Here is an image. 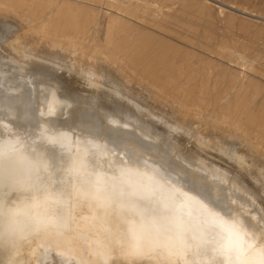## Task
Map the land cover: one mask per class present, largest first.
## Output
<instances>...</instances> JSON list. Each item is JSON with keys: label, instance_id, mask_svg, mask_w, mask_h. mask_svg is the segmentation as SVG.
Returning <instances> with one entry per match:
<instances>
[{"label": "water", "instance_id": "obj_1", "mask_svg": "<svg viewBox=\"0 0 264 264\" xmlns=\"http://www.w3.org/2000/svg\"><path fill=\"white\" fill-rule=\"evenodd\" d=\"M0 264H264V215L95 104L0 74Z\"/></svg>", "mask_w": 264, "mask_h": 264}, {"label": "rangeland", "instance_id": "obj_2", "mask_svg": "<svg viewBox=\"0 0 264 264\" xmlns=\"http://www.w3.org/2000/svg\"><path fill=\"white\" fill-rule=\"evenodd\" d=\"M17 1L20 2V5L25 6L24 8L25 10H23V12L20 11L19 13V11L18 12L16 11V6H18L19 4V3L17 4ZM26 1L16 0L15 1L16 3L15 2L13 3L14 6L7 5L6 7V4H4V6L0 5V9L8 10V12L4 10L6 11L8 15L6 14L5 16V15L0 14V23H1L0 25H2L3 21L7 20V21H10L12 23V26L14 27V28L9 29L8 31L5 28H3L2 30V26H0L1 27L0 28V50H4L6 48L8 44V40H7L8 36L10 37L13 35H18L19 34L18 32H22L23 30H26V31L29 30L28 32L30 31L31 32H34V31L43 32L46 34L47 39L49 41H52V42L54 41L55 43L57 42L58 44L62 43L64 45H68L69 43H71V36L72 38L79 37L76 39H79L78 41L84 46V50H86L87 52L91 54L106 53L109 56L114 55L113 57L112 56L111 57L114 60V63L117 65V68H121V70L123 68L124 72L126 71L125 74L128 77L131 75L129 78L132 77L131 80L134 83H136L138 87L142 88L143 91L145 88V92L153 93V94L157 93L156 95H158L159 93L160 96L161 94L163 96L166 93L170 94L169 98L171 97L170 98L171 101L175 100V102H177V103H175L174 101L172 102L176 111H178L179 109V107L177 106L178 101H182V102L185 101L187 104L191 103L193 105L192 106L190 104L192 107L195 106V108L198 109L200 113L203 112V109L205 110L207 109L206 110L207 114L204 112L206 115L202 113L199 116L201 118L204 115L205 116L203 117L204 119L208 117L216 118L218 116L220 117H224V116L230 117L231 116L232 117L233 116L232 114H234L233 118L237 117L235 119L244 118L243 116H245V118L248 119V116H250L251 114L253 116L254 113H255L254 117H256V120L258 122L259 121L261 122V119H264L263 117L264 116L263 115L264 114V109H263L264 103H262L264 102V72H263L264 71V0H123V1L122 0H34V2L33 0L32 1L26 0ZM11 7H14L15 9ZM143 8L146 10H144ZM69 10H71L72 12H70ZM69 13L71 14L73 13L72 15L76 16L75 20H74V16L73 17L72 15L68 16ZM77 14H79L78 18H77ZM68 18L71 19L70 23L72 25L74 24V21L76 22V20L79 19V21L77 22L78 24L80 23L79 24L80 26L75 24V27H74L73 25L74 29L78 30V32L73 29V27L69 23ZM67 19H68V24L67 22H65V20ZM64 24H66V26ZM69 24L71 26V29H69L70 28ZM76 25H77V28H76ZM66 27H67V30H65ZM61 28L63 32L65 33L61 32L62 31ZM79 28L80 29L82 28V29L79 31ZM54 29H57V32ZM69 30L71 33H73V35L71 34H70L71 36L69 35L70 33ZM118 42L119 43L121 42L122 44H119ZM117 45L118 46L121 45V46L118 47ZM210 46H211V49H209ZM3 47L4 49H2ZM122 47L124 49H122ZM107 48H108V52L104 51V50H107ZM125 49L126 51L128 50L129 52L128 51L126 52ZM184 49L185 51H187L185 52L187 53L186 58H188L192 54L187 59L188 65L185 64V62H183L185 65L180 64L181 56H179V54L180 52H182L181 54H183ZM15 50L16 48L14 50L12 49L11 50L12 52L9 51L7 53L8 54L7 57L17 62L20 61L19 58H21V55H22V57H25V60L27 61L29 60L26 58L28 57L31 58L32 56V58H37L39 60L44 58L43 60H46V62L52 61L51 63L53 64H54V61L55 63H58L61 61L64 63L63 60L59 61L60 59H57V58L56 59L58 61L54 60V57H51L48 54L47 55L46 54H42V55L33 54V53H30L28 50L24 52V49L21 50L23 51L22 53L21 51L16 50L17 51L16 52ZM131 50H133V52ZM176 50H178V52H176ZM206 50L207 51L214 50L215 53L213 51H211L210 53V51L207 52ZM189 51L190 52L192 51V52L189 53ZM130 53H131L130 56L132 57H129ZM133 53H135L136 55ZM139 53H142V56ZM172 53L173 55L170 56V54ZM175 53H176V57H175ZM193 53L197 55L194 54L193 56ZM203 53L207 55L208 58L204 56ZM198 54H199V57H198ZM43 55L45 57H43ZM146 56H147V59H146ZM173 56L175 58L172 59ZM14 57H16V60L14 59ZM167 57H169V59ZM201 57L203 59L204 57L205 59L207 58L208 62L210 63L206 62L205 59L202 62L203 59H201ZM130 58H132L133 60ZM160 58H162L161 61H159ZM195 58L198 59V61L195 60ZM239 58L241 60V63H240ZM137 59H139V61H137ZM163 60L165 61L163 62ZM171 60L173 61L172 63L170 62ZM199 60H201L202 65L200 64ZM144 61H145L144 63L145 66L141 64ZM23 62L25 63V61ZM23 62L21 61V63ZM169 62L171 64H169ZM212 63L213 65H211L210 67V64ZM135 64H138V65H135ZM165 64L166 65L169 64V66L166 69H165L166 67ZM195 64L196 65L199 64L198 68ZM214 64L217 67H215ZM70 66L72 69L73 68L74 69L76 68V70L78 69L77 67H74V65L73 66L70 65ZM135 66H138V67H135ZM151 66H152V70H151ZM187 66L190 67V68L188 67V70H186ZM193 66L194 68L195 67L196 68L194 69ZM171 67H173L174 69ZM139 68L142 71L139 70ZM143 68L145 69L143 70ZM123 70L121 71L122 73H124ZM146 70L152 71L155 75L163 76L164 79L163 81H161V86L164 88L162 87H161L162 89L157 88L153 86V84L150 83L145 78H141L142 76L140 72H145ZM192 70H194L195 72ZM200 70H201V73L203 72V74H201V76L203 75L201 78H203L202 80L204 81H202L201 78L199 77ZM164 72L166 73L165 75H164ZM188 72H190L189 75H187ZM74 73H76V71H74ZM197 75L199 76L197 77ZM213 76H216V78L214 77L215 80L213 79ZM233 76H235L236 78H234ZM133 77H135L134 80H133ZM218 77H221V78H218ZM226 77L228 78V80L226 79ZM135 79L140 82H136ZM143 79L146 80V82H144ZM196 79L202 81V83H200V81ZM247 79L249 80L248 82H247ZM255 79H256L257 85L255 84ZM216 80H218V82ZM222 83H225V84L222 85ZM226 83L227 84L229 83L228 86ZM178 84H179V87H178ZM140 85H143L146 87H143ZM224 85L226 87H224ZM170 87H172V89ZM217 87L219 89H217ZM220 87L222 88V90ZM192 88L194 90H191ZM187 89H190V90H187ZM201 89L202 90L204 89L206 93L204 90L202 91ZM241 89L244 90V92L240 91ZM200 90L204 93H202ZM188 91H190L188 95H190L191 97L189 96L187 98L186 96L188 95L186 94ZM213 91L218 92V94ZM219 91H221V95ZM196 92L198 94V97H197ZM212 92L215 93L214 95L216 96H214L213 94L210 95V93ZM201 94H203V96ZM199 95L202 96V98H200ZM173 96L175 99L173 98ZM192 97L193 98L195 97L196 99L197 98L198 99L196 100L194 98L195 99L194 100ZM240 97L244 99V101H240L242 100ZM190 98L193 100H191ZM202 99L207 100L209 102V103L207 102L208 105H205L207 103L203 101ZM235 100L236 102L233 103ZM193 101L194 103L198 101V103H195L197 104V106L193 103ZM245 101L246 103L244 105L243 103ZM199 104L202 106L199 107ZM240 104H241V107L238 106ZM232 105H234V107H231ZM245 107L249 108V110ZM224 109H227V110L225 111ZM234 110L237 111L240 116L237 114V112L235 113ZM240 112H242V114ZM210 113L214 115V117ZM216 113L218 114V116ZM256 114L258 116H255ZM259 114L260 115L262 114L263 118L262 117L259 118L260 116ZM245 118L244 120H246ZM185 129L183 128L184 131L183 130L182 131L184 133L183 132L182 133L183 134L186 133L184 136L187 135L189 137L188 132H185L186 131ZM262 147L264 148V146ZM261 172H263L262 174H264V170H262ZM260 177L261 176H257L258 181L257 183L253 182L254 183L253 186L254 188H257L259 186L258 188L261 191V188L264 186L263 184L264 181L262 182V179ZM263 191H264V187L262 188V192Z\"/></svg>", "mask_w": 264, "mask_h": 264}, {"label": "bare ground", "instance_id": "obj_3", "mask_svg": "<svg viewBox=\"0 0 264 264\" xmlns=\"http://www.w3.org/2000/svg\"><path fill=\"white\" fill-rule=\"evenodd\" d=\"M15 1L16 0H0V5L4 6V4H6V7H7V5L14 6L13 3ZM30 1H32V0H30ZM26 2H28V1H26ZM33 2H34V0H33ZM17 4H18V6H16V11L17 12L19 11V13H20V11L23 12V10H25L24 9L25 6L20 5V2H18V1H17ZM32 5H33V3H32ZM11 8H14V7H11ZM4 10H6V9H4ZM4 10L0 9V14L6 16V14H7L6 11L8 12V10H6V11H4ZM35 10H37V9H35ZM74 10H76V9H74ZM144 10H146V9H144ZM27 11H26V13H27ZM29 11H30V9H29ZM31 11H32V9H31ZM69 11L72 12L71 10H69ZM69 14H68V16H71L73 13L72 14L69 13ZM78 15L79 14H77V18H78ZM27 16H28V14H27ZM30 16H31V14H30ZM66 16H67V14H66ZM73 16L74 15H72V17ZM75 18H76V16H74V20H75ZM68 19L65 20V22H67V24H68ZM70 20L71 19H69V23H70ZM72 21H73V19H72ZM77 21H79V19H77L76 22L74 21V24H73L74 27H75V24L80 26L79 25L80 23L78 24ZM70 24H69V26H70ZM64 25L66 26V24H64ZM73 25L71 24L72 27H73ZM77 25H76V28H77ZM0 26H2V30H3V28H5L8 31H9V29L14 28L12 26V23L10 21H7V20L3 21L2 25H0ZM69 26H67V27H69ZM71 26L69 29H71ZM67 27L65 28V30H67ZM74 27H73V29H74ZM57 29H54V30H56V32H57ZM81 29L79 28V31ZM61 30H62V28H61ZM74 30H76V29H74ZM28 31L23 30L22 32H18L19 33L18 35H13V36L7 37L8 38L7 39L8 44L6 43L7 44L6 48L4 49V47H3L2 49H4V50H0V74L7 75V76H10V77L22 80V81H26V82L38 85V86H42V87H45V88H48V89H51V90H54L57 92H61V93H64V94H67V95H70V96H73L76 98H80V99H83V100H86V101H89V102L95 104L96 106L104 109L105 111H107V112L113 114L114 116L122 119L123 121L131 124L132 126L142 130L143 132H145V133L151 135L152 137L160 140L161 142L169 145L170 147L180 151L181 153L189 156L190 158L198 161L199 163L207 166L208 168L216 171L217 173H219V174L227 177L228 179L236 182L237 184L243 186L244 189L249 194V196L254 201V203L257 205V207L260 209V211L264 215V191L262 192V188L264 186L262 185L263 187L262 186H261L262 188L260 187L261 191L258 188L259 186L257 188H254V186H253V184L257 183V181H258L257 176H261L260 178L262 179V182L264 181V179H263L264 174H262L263 172H261L262 170H264V148L262 147V146H264V119H261V122L260 121L258 122L256 120V117H254L255 113L253 114V116H252V114L251 115L249 114L250 116H248V119H246L245 116H243L246 120H244V118L235 119L237 117L233 118L234 114H232L233 115L232 117L231 116L230 117H228V116L220 117V116H218L217 113L216 114L218 117H216V118L208 117V118L204 119L203 117H205V116L203 115V117H201L203 119H201L199 117L200 114H202L204 112L206 113L207 109L206 110L203 109V112L200 113V111L198 109H196L195 106L192 107L193 105L191 103L187 104L185 101H183V102L178 101L177 106L179 107V109L176 107L178 109V111H176L174 108V105L172 104V102L173 101L175 102V100L171 101V99H170L171 97L169 98L170 94L166 93L164 96L162 94L160 96L159 93H158V95H156L157 93L153 94V93L145 92V88L143 91L142 88L138 87L136 85V83H134L131 80L132 77L129 78L131 76L130 74H129L130 76L128 77L125 74L126 71L124 72L123 68H122V70L124 73L121 72L122 71L121 68H117V65L114 63V60L112 59V57L114 55H111L112 56L111 57L106 53H104V54H96V53L91 54V53L87 52L86 50H84V46L78 41L79 39H76L79 37L72 38L71 35H73V33H71L70 30H69L70 33L69 32L68 33H69V35L71 34L70 35L71 36V43H69L68 45H64L62 43L58 44L57 42L55 43L54 41L53 42L49 41L47 39L46 34L43 32H40L38 30H37L38 32H36V31L28 32ZM59 31H60V29H59ZM76 31L78 32V30H76ZM76 31H75V33H76ZM117 31H119V30H117ZM56 32H55V34H56ZM61 32H63V30ZM72 32H73V30H72ZM63 33H65V32H63ZM74 36H76V35H74ZM115 36H116V34H115ZM84 42H85V40H84ZM119 44H122V43L120 42ZM113 46H112V48H113ZM120 46L121 45H119L118 47H120ZM92 47H94V46H92ZM15 48L18 51H21L24 49V52L28 50L30 53H33V54H41V55L42 54H46V55L48 54L51 57H54V60L60 59L59 61L63 60L64 63L62 61L55 63V61H54V64H53V63H51L52 61L46 62V60H43L44 58L39 60L37 58H32V56H31V58L27 56L28 58H26V59L29 60V61H27V60H25V57H22V55H21V58L18 57L20 59V61L17 62V61L10 59L9 57H7V55H8L7 53L9 51H11L12 49L14 50ZM122 49H124V48L122 47ZM209 49H211V46ZM88 50H90V49H88ZM104 51L108 52V48H107V50H104ZM125 51H126V49H125ZM131 51L133 52V50H131ZM209 51L210 50H208L207 52H209ZM211 51L214 52V50H211ZM211 51H210V53H211ZM21 52L23 53V51H21ZM176 52H178V50H176ZM185 52H187V51H185V49H184L183 54H181L182 52H180L181 55L179 54V56H181L180 57L181 58L180 64H183V65L187 64L188 65L187 59L192 54L188 58H186L187 53H185ZM191 52L189 51V53H191ZM221 52H222V50H221ZM200 53H202V52H200ZM133 54H135V53H133ZM139 54H141V56H142V53H139ZM194 54L195 53H193V56H194ZM41 55H39V56H41ZM130 55H131V53L129 54V57H132ZM172 55H173V53L170 54V56H172ZM195 55H197V54H195ZM79 56H80V58H79ZM147 56H146V59H147ZM204 56L207 57V55H205V54H204ZM43 57H45V56L43 55ZM169 57H167V58L169 59ZM175 57H176V53H175ZM175 57L173 56L172 59ZM198 57H199V54H198ZM14 59L16 60V57H14ZM130 59H132V58H130ZM161 59L162 58H160L159 61H161ZM201 59H203V58L201 57ZM204 59H205V57H204ZM204 59L202 60V62L204 61ZM206 59H205V61L208 62V59L207 60ZM235 59H236V57H235ZM195 60L198 61V59H196V58H195ZM239 60H240V58H239ZM21 61L22 62L25 61V63L24 62L21 63ZM137 61H139V59H137ZM145 61L142 62L141 64L144 65ZM164 61L165 60H163V62ZM199 61L201 64V60H199ZM170 62L172 63L173 61L171 60ZM170 62H169V64H171ZM183 62H185V64ZM121 63H122V61H121ZM208 63H210V62H208ZM234 63H236V62H234ZM240 63H241V60H240ZM169 64L168 65L165 64L166 65L165 69L169 66ZM204 64H206V63H204ZM70 65H72V66L74 65V67H77L78 69L77 70H76V68L72 69ZM135 65H138V64H135ZM211 65H213V63L210 64V67H211ZM159 66H160V64H159ZM189 66H190V64H189ZM189 66H187V69L185 67V69L188 70ZM196 66L198 68L199 64ZM66 67H68V68H66ZM135 67H138V66H135ZM215 67H217V66L215 65ZM171 68H173V67H171ZM171 68H169V69H171ZM193 68H194V66H193ZM144 69L145 68H143V70ZM139 70H141V69L139 68ZM151 70H152V66H151ZM74 71H76V73H74ZM192 71H194V70H192ZM192 71H191V73H192ZM197 71H199V70H197ZM225 71H227V70H225ZM194 72H193V74H194ZM189 73L190 72H188L187 75H189ZM222 73H224V72H222ZM140 74L142 76L141 78H145L150 83H152L153 86L160 88V89L164 88L161 86V81H163V79H164L163 76L155 75L152 71H148V70H146L145 72H140ZM165 74L166 73L164 72V75ZM171 74H173V73H171ZM174 74H175V72H174ZM184 74H185V72H184ZM199 74H200V76L197 75V77L199 76L201 78L203 76V75L201 76V74H203V72L201 73V70H200ZM204 74H205V72H204ZM216 76H213V79H214V77L216 78ZM221 77H222V75H221ZM221 77H218V78H221ZM233 77L236 78L235 76H233ZM134 78L135 77H133V80H134ZM202 79L203 78H201V80ZM226 79L228 80L227 77H226ZM226 79H224V80H226ZM248 79H247V82L249 81ZM146 80H144V82H146ZM196 80H198V79H196ZM135 81L140 82L136 79H135ZM198 81H200V80H198ZM202 81H204V80H202ZM202 81H200V83H202ZM216 81L218 82V80H216ZM200 83H199V85H200ZM141 84H143V83H141ZM223 84H225V83H222V85ZM228 84H227V86H228ZM255 84H256V79H255ZM144 85H145V83H144ZM214 85H216V84H214ZM219 85H221V84H219ZM140 86H143V85H140ZM250 86H252V85H250ZM258 86H259V84H258ZM143 87H146V86H143ZM172 87H174V86H172ZM172 87H170V88L172 89ZM178 87H179V84H178ZM189 87H191V86H189ZM209 87H208V89H209ZM224 87H226V86L224 85ZM160 89H159V91H160ZM175 89H177V88H175ZM217 89H219V88L217 87ZM242 89H244V88H242ZM242 89L240 91L244 92V90H242ZM184 90H186V89H184ZM187 90H190V89H187ZM191 90H194V89L192 88ZM221 90H222V88H221ZM154 92H156V91H154ZM189 92L190 91H188L186 95H188ZM213 92L218 94V92H216V91H213ZM213 92L210 93V95H212V94L214 95L215 93H213ZM219 92L221 95V91H219ZM192 93H194V92H192ZM192 93H190V94H192ZM202 93H204V92H202ZM205 93H206V91H205ZM254 93H255V91H254ZM196 94H197V92H196ZM207 94H208V92H207ZM201 95L203 96V94H201ZM249 95H250V93H249ZM171 96H172V94H171ZM189 96L190 95H188L186 97L188 98ZM202 96H200V98H202ZM214 96H216V95H214ZM214 96H212V97H214ZM197 97H198V94H197ZM173 98H174V96H173ZM210 98H211V96H210ZM193 99H191V100H193ZM214 100H215V98H214ZM203 101H205L206 103L208 102L207 100H203ZM217 101H219V100H217ZM240 101H244V99H242ZM235 102H236V100L233 103H235ZM249 102H248V104H249ZM175 103H177V102H175ZM193 103H194V101H193ZM195 103H198V101ZM204 103H203V105H204ZM208 103L205 105H208ZM245 103H246V101L243 104L245 105ZM262 103H264V102H262ZM236 104H238V103H236ZM195 105L197 106V104H195ZM234 105H232L231 107H234ZM200 106H202V105L199 104V107ZM238 106L241 107V104ZM201 108H203V107H201ZM236 108H237V106H236ZM245 108H247V107H245ZM247 109L249 110V108H247ZM224 110L226 111L227 109H224ZM230 112H231V110H230ZM236 112L237 111H235V113ZM240 113L242 114V112H240ZM251 113H253V112H251ZM212 114H213V112H212ZM237 114L239 115L238 112H237ZM262 114L261 115L259 114L260 115L259 118H261L264 115V114L263 115ZM212 116L214 117V115H212ZM255 116H258V115L256 114ZM196 118H197V120H196ZM194 119H195V121H194ZM183 128L184 129L186 128L185 132H188L189 137L187 135H186L187 137L184 136L186 133L183 134L184 133ZM259 182H261V181H259ZM260 185H261V183H260Z\"/></svg>", "mask_w": 264, "mask_h": 264}]
</instances>
